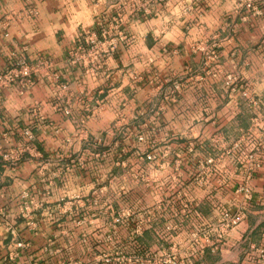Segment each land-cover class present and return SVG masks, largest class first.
Segmentation results:
<instances>
[{"label":"crops","instance_id":"crops-1","mask_svg":"<svg viewBox=\"0 0 264 264\" xmlns=\"http://www.w3.org/2000/svg\"><path fill=\"white\" fill-rule=\"evenodd\" d=\"M21 64L32 86L0 83V264H94L113 238L173 247L176 264L260 262L264 16L240 0H0V81ZM108 134L170 183L114 228L128 205L97 156ZM225 217L239 221L221 236Z\"/></svg>","mask_w":264,"mask_h":264},{"label":"rangeland","instance_id":"rangeland-1","mask_svg":"<svg viewBox=\"0 0 264 264\" xmlns=\"http://www.w3.org/2000/svg\"><path fill=\"white\" fill-rule=\"evenodd\" d=\"M257 10H261V16L253 17H263L264 16V0L258 1L256 3ZM213 51L209 52L208 58H212ZM232 77L229 80L232 81ZM121 135V140L124 146H127L129 141L135 139L133 134H119ZM106 137L111 139L108 144L107 151L105 153L97 154L99 158L105 157L110 162V166L106 167V172L108 168L111 169V193L113 204L128 205V209H122L121 214L118 218L114 217L112 221L113 228L116 227L114 221L118 220H135V214L130 210L131 206H134L135 201L138 197L150 196V198L145 199V201L150 202L153 197V191L157 193L160 190H152L151 185L157 183H163V192L170 189V183L167 181V172L160 171L158 167L153 166V171L149 168L142 173L140 167L136 165V160L140 159V152H135L130 150L128 147L121 148L118 150L119 141L117 142V137L113 134H108ZM141 138V137H139ZM138 138V139H139ZM34 139V138H33ZM33 141V140H32ZM93 145L95 147H101L103 145V137L96 136L93 140ZM135 149V148H134ZM142 151V149H140ZM157 154H147L151 158L155 157ZM162 157V155H161ZM250 157V156H249ZM249 157H247L249 161ZM127 160V161H126ZM165 169V168H163ZM169 180V178H168ZM101 184V182H99ZM102 188V187H101ZM121 193H124L121 195ZM127 193V194H126ZM99 199H96L97 205ZM120 218V219H119ZM234 218V217H233ZM137 219V218H136ZM139 219V218H138ZM115 230H112V237H118L114 234ZM117 235V236H116ZM130 237V236H129ZM114 239V238H113ZM107 241V243L96 245L97 257L94 264H176L178 258V251L174 250L173 247H154V246H142L138 247L131 241L127 240L125 245H120L118 242L113 240Z\"/></svg>","mask_w":264,"mask_h":264},{"label":"built area","instance_id":"built-area-1","mask_svg":"<svg viewBox=\"0 0 264 264\" xmlns=\"http://www.w3.org/2000/svg\"><path fill=\"white\" fill-rule=\"evenodd\" d=\"M203 1L204 0H197L198 3H201ZM258 1H261V0H240V4H242L244 9L251 11L252 15L261 16V13H262L261 10L258 11L257 7H256V3ZM85 41L89 46H91L90 48H93L95 46L92 38H88ZM111 46H113V45H111ZM77 51H80V47H78ZM18 66H19V69L16 71L17 73H15V71H7L1 77L0 83L3 82L5 84H8V83L11 84V83H14L17 80L21 79V80L25 81V84H24L25 86L23 85V87L32 86V84H33L32 80H31V77L33 75L32 70L25 67L23 64L18 65ZM26 137H27L28 142H32L33 136L31 135V133L27 132ZM138 140L142 141V138H139ZM146 160L151 161L152 158L150 156H146ZM16 162H17V160H13L12 164H15ZM207 164H211V161H208ZM245 193H248V192H245ZM238 221H239L238 217H234V218L225 217L222 220V224L220 225L219 234L221 236L226 234L228 231L231 230L232 227H234L237 224ZM17 247L20 248L21 245H18ZM258 264H264V253L261 254V259H260V262Z\"/></svg>","mask_w":264,"mask_h":264}]
</instances>
